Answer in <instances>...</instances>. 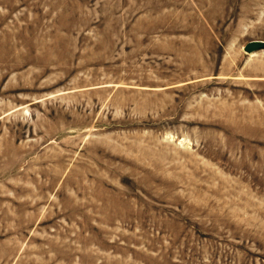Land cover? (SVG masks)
<instances>
[{"label":"rangeland","instance_id":"1","mask_svg":"<svg viewBox=\"0 0 264 264\" xmlns=\"http://www.w3.org/2000/svg\"><path fill=\"white\" fill-rule=\"evenodd\" d=\"M264 0H0V264H264Z\"/></svg>","mask_w":264,"mask_h":264},{"label":"water","instance_id":"2","mask_svg":"<svg viewBox=\"0 0 264 264\" xmlns=\"http://www.w3.org/2000/svg\"><path fill=\"white\" fill-rule=\"evenodd\" d=\"M260 50H264V41H250L243 47V51L246 53H252Z\"/></svg>","mask_w":264,"mask_h":264}]
</instances>
